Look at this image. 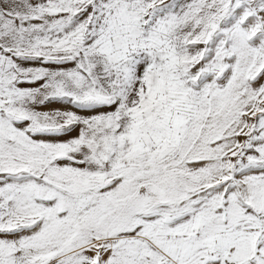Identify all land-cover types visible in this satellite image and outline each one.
Returning <instances> with one entry per match:
<instances>
[{"label":"snow or ice","instance_id":"obj_1","mask_svg":"<svg viewBox=\"0 0 264 264\" xmlns=\"http://www.w3.org/2000/svg\"><path fill=\"white\" fill-rule=\"evenodd\" d=\"M0 264H264V0H0Z\"/></svg>","mask_w":264,"mask_h":264}]
</instances>
